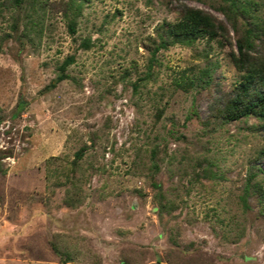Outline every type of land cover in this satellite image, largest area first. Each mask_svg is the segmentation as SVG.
Instances as JSON below:
<instances>
[{
  "label": "rangeland",
  "instance_id": "1",
  "mask_svg": "<svg viewBox=\"0 0 264 264\" xmlns=\"http://www.w3.org/2000/svg\"><path fill=\"white\" fill-rule=\"evenodd\" d=\"M237 40L264 0H0V264H264V116L218 113Z\"/></svg>",
  "mask_w": 264,
  "mask_h": 264
},
{
  "label": "trees",
  "instance_id": "2",
  "mask_svg": "<svg viewBox=\"0 0 264 264\" xmlns=\"http://www.w3.org/2000/svg\"><path fill=\"white\" fill-rule=\"evenodd\" d=\"M176 25L184 35H215L224 31L220 21H214L208 12L197 8L184 9ZM235 46L236 53L231 51L230 55L233 64L244 73L243 80L222 100L218 113L230 118L245 112L264 116V49L258 52L250 41L237 40Z\"/></svg>",
  "mask_w": 264,
  "mask_h": 264
}]
</instances>
